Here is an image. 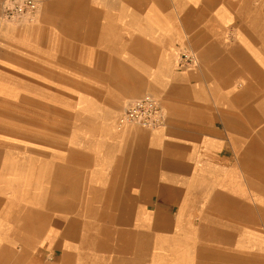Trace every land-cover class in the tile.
Instances as JSON below:
<instances>
[{"label": "crops", "instance_id": "1", "mask_svg": "<svg viewBox=\"0 0 264 264\" xmlns=\"http://www.w3.org/2000/svg\"><path fill=\"white\" fill-rule=\"evenodd\" d=\"M38 1L0 31V264L263 251L264 0ZM148 94L165 124L119 127Z\"/></svg>", "mask_w": 264, "mask_h": 264}, {"label": "built area", "instance_id": "2", "mask_svg": "<svg viewBox=\"0 0 264 264\" xmlns=\"http://www.w3.org/2000/svg\"><path fill=\"white\" fill-rule=\"evenodd\" d=\"M40 9L38 0H5L2 19L6 22L33 23ZM177 64L180 67H193L198 64L195 51L184 48L179 52ZM166 113L157 97L145 95L130 101L118 118V126L137 125L154 130L165 124Z\"/></svg>", "mask_w": 264, "mask_h": 264}, {"label": "rangeland", "instance_id": "3", "mask_svg": "<svg viewBox=\"0 0 264 264\" xmlns=\"http://www.w3.org/2000/svg\"><path fill=\"white\" fill-rule=\"evenodd\" d=\"M15 22H4V21H0V31L1 29H3V26L6 25V24H14ZM17 25V24H15ZM18 27H24L26 26V24H22V25H17ZM3 42V41H2ZM184 43H181L180 46L178 45V47L176 48V52H175V56H176V60H175V67L178 69L181 68V69H194L198 66L195 65L193 67H187V68H184V67H180L178 66L177 64V59H178V55H179V52L181 50V47ZM199 62V61H198ZM22 100H14L13 101V107H14V111H13V115H12V119H13V127L15 129H20L21 127H24V124H28V130L30 131V134H33L35 136V133H36V130H37V119L41 118V119H44V120H41L45 123H51L52 122V116L49 115H45V116H40L38 117L35 113L34 114H30V115H26L24 111H22L21 109V104H22ZM16 107H18L16 109ZM30 108H33L34 110L33 111H36V105L34 103L33 106H30ZM26 111V110H25ZM4 116H1L0 119L3 120ZM239 226V224H238ZM239 231V229H238ZM240 231H242V235H243V232H244V228H241ZM224 238L222 237V240ZM221 247H224V243L222 242L221 244ZM256 247H263V251H259L258 249L257 250H254L253 252H251L250 250L249 251H246V245L243 241V238H241V240H238V243H237V252L235 255H233V258L236 257V260L235 259H232V255H227L225 254V252L228 251V249H222L220 255H199V258L194 260L193 259V262L191 261L190 259V256L189 255H186V260L185 262L183 263L182 259V264H231L232 262H236V264H245V255H260L261 252H263L264 254V243L263 244H256L254 243L251 247L249 248H256ZM177 257V255H157V264H175L178 259L175 258ZM231 258V259H230ZM256 260H253V264H264V260H257L256 263H255ZM145 264H148L147 261L145 262Z\"/></svg>", "mask_w": 264, "mask_h": 264}, {"label": "bare ground", "instance_id": "4", "mask_svg": "<svg viewBox=\"0 0 264 264\" xmlns=\"http://www.w3.org/2000/svg\"><path fill=\"white\" fill-rule=\"evenodd\" d=\"M182 257H183V255H177L178 261L175 264H181L183 261ZM181 259H182V261H181Z\"/></svg>", "mask_w": 264, "mask_h": 264}]
</instances>
